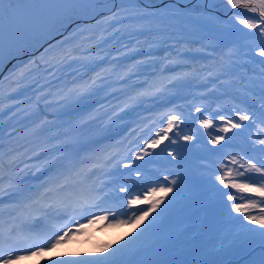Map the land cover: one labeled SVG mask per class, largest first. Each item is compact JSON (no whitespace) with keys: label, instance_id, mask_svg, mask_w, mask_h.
<instances>
[{"label":"trees","instance_id":"1","mask_svg":"<svg viewBox=\"0 0 264 264\" xmlns=\"http://www.w3.org/2000/svg\"><path fill=\"white\" fill-rule=\"evenodd\" d=\"M120 7L118 0L112 11ZM138 7L151 10L148 6ZM216 7L222 12L230 8L226 0ZM240 11L230 13L225 19L219 18L221 23L216 27L184 22L163 34L148 31L154 26L145 21L123 18L133 15L132 12L121 13L117 17L119 23L113 20L102 23L112 15L107 12L77 27L88 30L65 46L75 49L72 52L75 59L56 67L38 61L39 66L33 65L34 71L20 81L19 86L15 83L10 87L0 86V152L9 153L6 160L17 159L18 167L13 172H19L23 184L32 186L45 179L47 173L40 174L43 162L60 154L48 149L63 144L68 138L65 133L78 136L83 145L82 156L101 150L105 156L119 153L112 162L119 158L125 160L113 181L119 185L128 184L131 198L141 196L139 204L146 203L147 189L159 188L162 184L166 187L165 177L168 181L176 179L179 191L169 193L165 198L164 212L142 237V243L127 255L117 257L121 264H246L260 258L258 241L250 246L231 242V234L239 230L240 224L232 217L241 214L231 211L230 202L225 203L226 195L220 191L224 186L216 179L222 174L221 165H229L231 156L238 160V164L230 165L234 169L233 178H237L236 169L244 171L239 166L246 165L250 158H255L253 163L264 159L261 151L264 145L259 144V140L264 139V125L258 120L255 124L242 122L245 127L232 129L227 134L220 131L223 122L219 115L229 118L235 116L237 109L251 114L260 108L264 98L261 76L264 65L251 61L247 55L255 52L247 45L261 41L246 36L250 30L243 25L244 32L234 38L230 36V30L240 25L234 18V14ZM252 15L247 13L241 18ZM72 31L64 35L68 36ZM45 39L49 37H42L27 50L33 53ZM59 39L62 37L57 36ZM43 51L41 48L34 56L22 58L20 62L37 58ZM108 69L114 71L109 73ZM97 74L104 79L99 80L96 88L83 100L76 104L63 100V93L68 88L90 81ZM11 89L16 91L12 92L10 99H3L2 91ZM196 108L201 112H196ZM171 114L183 118L180 136L192 135L193 140L186 142L171 133L170 139L166 138L156 149L148 150L151 154L145 157V161H136L135 154L146 143L145 138L155 137V133L162 131L167 116ZM200 119H212L213 124L205 129L200 125ZM217 135L227 136L221 142L223 147L210 143ZM169 152L174 157L169 156ZM130 161L137 167L129 171L123 166ZM87 167L92 171L89 177L92 182L109 164L94 160ZM137 169L144 172L143 179L135 176ZM250 175L259 174L253 172ZM225 191L239 194L235 189ZM116 192L127 199L126 193ZM243 195L259 200L255 194ZM0 199L5 207L14 203L6 196ZM214 200L220 203L215 202V205ZM237 202L247 203L245 200ZM192 209L196 212L193 213ZM261 209L264 205L248 211L261 215L264 214ZM202 224H205L203 228ZM105 228L106 231L111 229L112 235L106 237L101 236L103 233L91 232V240L84 243L90 247L89 253L98 252L100 246L114 241L123 243L121 237L130 239L135 235L132 224L121 220ZM117 229L122 232L117 233ZM102 238L105 241L96 245ZM75 241L70 239L61 248L67 244L71 247ZM52 252L29 260L42 262ZM19 261L15 264L26 260Z\"/></svg>","mask_w":264,"mask_h":264},{"label":"snow or ice","instance_id":"2","mask_svg":"<svg viewBox=\"0 0 264 264\" xmlns=\"http://www.w3.org/2000/svg\"><path fill=\"white\" fill-rule=\"evenodd\" d=\"M141 3L142 0H120L121 7L113 12L112 7H115V0H0V66H2L0 71L2 69L8 71V75L0 80V86L8 85L10 87L12 83L19 86L20 81L34 71L32 66H39L38 61L56 67L69 59H75L72 57V52L75 49L65 48V46L88 29L74 28L68 36H65L64 33L78 24L80 16L94 12L102 6L112 13L102 23H107L109 20L119 23L120 20H117V17L121 16V13L132 12L133 15L123 18L145 21L154 26L149 27L148 31L154 30L160 34L166 33L169 29L176 28L184 22L212 27L221 23L216 5L223 3V0H195L192 7L188 5L181 7L179 0H162L159 6L152 4L151 10L138 7ZM226 3L231 9L241 10L234 14V18L240 25L250 30L245 35L261 41V43L247 45L250 49H255L254 54L249 52L247 55L250 56L251 61L264 65V0H226ZM108 5H112V7H107ZM247 13L253 15L241 18ZM45 36L49 39H45L40 44V47L44 48L40 56L21 63L22 57L18 54L34 56V52L27 51L28 47ZM57 36L62 39L57 40ZM44 44L48 46L44 47ZM36 51H39V48ZM86 59L90 60V58ZM106 71L110 73L114 69ZM261 76L262 83H264V68L261 69ZM102 79L104 77L97 74L90 81H83L81 84L68 88L63 93V100L68 104L78 103L90 94L96 88L97 82ZM14 91L16 89L2 91L3 99H10ZM196 112H201V109L196 108ZM218 118L223 122L220 131L225 134L231 132L232 129L245 127L242 122L255 124L258 120L260 125H264V98H262L260 108L251 114L237 109L235 116L226 118L224 115H219ZM182 119L179 115H168L166 126L162 131L155 133V137L145 138L146 143L139 147L138 153L135 154V160L145 161V157L151 154L148 150L156 149L163 140L170 139L171 133L180 136ZM199 123L207 129L213 124V120L200 119ZM72 131L75 132L77 129ZM65 136L68 138L63 144L48 149L49 152L55 151L60 154L43 162V171L40 174L47 173V175L39 184L32 186L23 184L19 172H13V169L18 167L17 159L6 160L5 157L9 153L0 152V197L6 196L7 199L14 201L13 204L5 207L3 199H0V264H15V261L19 259L15 253L21 250L29 255L41 256L61 248L66 241L84 232L85 226L78 223L79 218H87L89 225L97 220L105 219L109 215V208L118 207L117 201H119L120 208L118 214L127 215L123 208V197L118 195L115 187L110 192L104 193L103 187L97 186L95 181L89 183L92 171L87 165L94 160L101 161L104 165L111 164L119 153L105 156L104 150H101L89 156H80L79 153L83 145L80 144L78 136H70L69 133H65ZM52 138L55 139V136ZM180 138L186 142L193 140V136L187 134ZM226 139V135H217L210 140V143L223 147L221 142ZM172 142L175 143V141ZM259 144L264 145V139H260ZM261 151L264 152V148ZM168 155L174 157L172 152H169ZM253 159L255 158H250L246 165H240L239 167L244 171L236 169L237 178H233L234 169L230 165L238 164V160L235 156H231L229 165H221L222 174L216 179L220 185L224 186V189L220 191L222 195H226L225 203L230 202L231 211L241 214L232 217L233 220L240 221V224L239 230L231 234V242L239 246H250L258 241L257 246L261 249L260 258L249 260L246 264H264V214L253 215L248 211L249 208L264 205V159L256 160L255 163L252 162ZM123 167L130 171L137 166L130 161ZM253 172L259 175H250ZM134 174L137 178H144V172L139 169ZM238 178L253 182H240ZM165 181H167L166 187L162 184L159 188L151 187L147 190L145 194L146 210L131 207L141 203L139 196L128 199L127 205L133 215L127 221L121 222L132 224L135 235L130 239L121 237L120 240L123 243L114 241L102 245L95 253L84 254L63 250L59 254L47 256L41 264H121L117 257L127 255L142 243V237L155 225L160 214L164 212L167 206L164 203L165 198L169 193L179 191L175 178L168 181L165 177ZM112 183L115 184L114 181ZM229 188L238 190L239 194L226 192L225 190ZM119 193L130 194V186L121 184ZM157 193L160 195L157 196ZM244 193L255 194L259 200H253L251 196L243 195ZM239 200H245L247 203H238ZM109 201L111 203H108L107 207H101ZM96 211H102L104 214L97 216L94 214ZM261 211L264 213V209ZM115 215L114 213L113 219H115ZM65 217H67L66 220ZM61 220H64V223H58ZM243 221H247V223H243ZM252 225L257 227H252ZM20 244H24L26 247L20 249L18 248Z\"/></svg>","mask_w":264,"mask_h":264},{"label":"rangeland","instance_id":"3","mask_svg":"<svg viewBox=\"0 0 264 264\" xmlns=\"http://www.w3.org/2000/svg\"><path fill=\"white\" fill-rule=\"evenodd\" d=\"M114 166H116V164L114 165ZM111 170H113V168L112 169H110L109 170V173H111ZM109 175V174H108ZM103 177H104V175L101 177V179H103ZM198 197H200V195H198ZM215 202H218V204L220 203V201L218 200V201H216V200H214L213 201V204H215L216 205V203ZM218 206V205H217ZM214 209H216L215 207H214ZM193 213L194 212H196V210H191ZM174 218H176L175 216H174ZM67 219V217H65V220ZM81 219H83V218H80L79 220H78V223L80 224V220ZM110 231H111V229H108L107 231H106V228H102V229H100L99 231H97V232H99V233H103V234H101V236H106V237H108L109 235H112V233H110ZM120 232H122L121 230H118L117 229V233H120ZM116 233V232H115ZM107 234H108V236H107ZM111 238V237H110ZM102 239H104V238H102ZM101 239V240H102ZM91 240V235H89V236H86L85 238H83V239H78L77 241H75V243L73 242V244L71 243V247H69V244H67V245H65L64 246V248H61V249H58V250H56V251H54L53 250V252H52V254L51 255H55V254H59V252L60 251H63V250H67V251H77V252H80V253H84V254H88L89 253V249H90V247L89 246H84L85 244L84 243H86L87 241H90ZM101 240H99L98 242H100ZM66 243V242H65ZM64 243V244H65ZM96 245H98V243H96ZM26 247V245H24V244H20V245H18V248H20V249H23V248H25ZM91 247H93V245L91 246ZM23 250H21V251H19V254L22 252ZM24 256H22L21 258H23V259H28V258H35L36 256L35 255H26V254H23ZM44 256H45V253L43 254ZM41 259H42V257H41ZM20 262V261H19ZM15 263H18L17 261H15ZM19 264H41V262L39 261V259L38 260H26V261H24V262H22V263H19Z\"/></svg>","mask_w":264,"mask_h":264},{"label":"water","instance_id":"4","mask_svg":"<svg viewBox=\"0 0 264 264\" xmlns=\"http://www.w3.org/2000/svg\"><path fill=\"white\" fill-rule=\"evenodd\" d=\"M118 0H115V3L117 2ZM195 0H179V4L180 5H185V4H189V3H191V2H194ZM162 3V1H160V2H155V3H145V2H143L142 1V3L141 4H139V6H151L152 4H155V5H157V6H159L160 4ZM111 7H112V5H111ZM113 8V7H112ZM235 10H237V9H229V10H227L226 12H219L220 13V15H219V17H221V18H225L229 13H231V12H233V11H235ZM106 11V10H105ZM105 11H98L97 9H96V11L92 14V15H89V16H87V17H85V18H81V19H78V24H76V25H74L73 26V28H69V30L70 29H74V28H76V27H78V26H80V25H82L84 22H86V21H89V20H92V19H94L97 15H101V14H103ZM68 30V31H69ZM67 33V32H66ZM239 33V31L238 30H234L233 32H232V36H234V35H236V34H238ZM45 45H47V44H44V46ZM39 49L41 48V47H38ZM37 49V48H36ZM36 49H35V51L34 52H36ZM6 71V69H3V71L0 73V77H2V75L4 74V72Z\"/></svg>","mask_w":264,"mask_h":264},{"label":"flooded vegetation","instance_id":"5","mask_svg":"<svg viewBox=\"0 0 264 264\" xmlns=\"http://www.w3.org/2000/svg\"><path fill=\"white\" fill-rule=\"evenodd\" d=\"M28 51V50H27ZM29 52V51H28ZM21 54H23V53H20V54H18V55H21ZM25 58V57H24ZM0 67H2V66H0Z\"/></svg>","mask_w":264,"mask_h":264}]
</instances>
